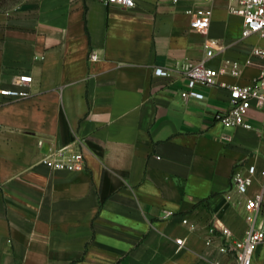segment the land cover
Returning <instances> with one entry per match:
<instances>
[{
	"label": "crops",
	"instance_id": "0c3cea01",
	"mask_svg": "<svg viewBox=\"0 0 264 264\" xmlns=\"http://www.w3.org/2000/svg\"><path fill=\"white\" fill-rule=\"evenodd\" d=\"M135 1L0 3V90L33 77L29 98L0 96V264H234L211 222L242 238L247 199L264 195L260 174L247 196L232 185L236 166L264 167V104L245 116L250 129L215 116L230 107L222 83L259 77L253 50L264 39L242 36L226 0L211 4L206 33L186 13L201 0ZM207 39L218 41L207 66L239 61L240 73H220L196 88L204 99L185 101V66L205 56ZM63 147L84 153L83 170L41 162ZM254 264H264V244Z\"/></svg>",
	"mask_w": 264,
	"mask_h": 264
},
{
	"label": "built area",
	"instance_id": "2783aa9c",
	"mask_svg": "<svg viewBox=\"0 0 264 264\" xmlns=\"http://www.w3.org/2000/svg\"><path fill=\"white\" fill-rule=\"evenodd\" d=\"M216 0H201V5L190 8L186 11L191 17V26L201 32L206 33L210 27L213 15L211 4ZM230 4L229 10L232 14L243 19L242 36L244 38L258 35L264 39V0H226ZM107 5H119L126 8L136 6L135 0H104ZM218 41L207 39L204 43L205 56L197 62H189L185 66V74L189 79L187 90L181 92L182 98L187 101L190 98L204 99V94L198 92V86L212 87L217 84L220 73H230L238 76L242 63L239 61H225V67L218 71L207 66V61L214 57ZM253 57H257L264 62V48L256 47L253 50ZM91 62H97L99 55L95 50L89 54ZM252 59H247L245 64L251 65ZM228 69V70H227ZM157 75H167L168 71L163 68L155 70ZM33 77L31 75H20L16 79L14 88H3L0 96L7 101L26 99L31 96V85ZM222 87L229 89L230 107L225 111H220L215 118L226 127H236L244 125L252 128V125L245 123V116L255 104H264V66L259 77L251 84L247 85H227ZM41 162L51 170L56 171H81L85 168V155L82 151L74 150L70 147L53 150L45 155ZM260 174L264 178V167L258 169L256 165H243L235 167L232 174V185L240 195L247 196L249 189L253 186L255 176ZM264 206V195L257 193L247 199L246 221L249 224L244 236L236 238L234 233L225 226L219 219H213L211 229L218 232L223 239L220 252L232 257L234 264H254L256 253L264 244V220H260ZM183 223L190 226L192 230L196 227L187 218ZM177 250L183 249L185 241L177 239ZM211 240L207 241L210 245ZM220 264V263H216Z\"/></svg>",
	"mask_w": 264,
	"mask_h": 264
},
{
	"label": "rangeland",
	"instance_id": "374dc122",
	"mask_svg": "<svg viewBox=\"0 0 264 264\" xmlns=\"http://www.w3.org/2000/svg\"><path fill=\"white\" fill-rule=\"evenodd\" d=\"M19 1L21 0H0V3L4 6H11L13 4H16Z\"/></svg>",
	"mask_w": 264,
	"mask_h": 264
}]
</instances>
